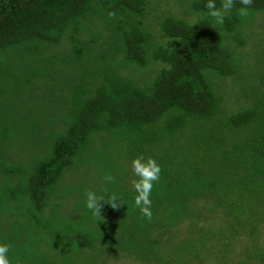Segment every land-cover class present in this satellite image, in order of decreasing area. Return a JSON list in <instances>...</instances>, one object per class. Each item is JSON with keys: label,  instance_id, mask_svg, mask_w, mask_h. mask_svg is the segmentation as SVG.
Segmentation results:
<instances>
[{"label": "trees", "instance_id": "trees-1", "mask_svg": "<svg viewBox=\"0 0 264 264\" xmlns=\"http://www.w3.org/2000/svg\"><path fill=\"white\" fill-rule=\"evenodd\" d=\"M175 1L196 18L151 30L149 0H0L10 264H264V0L247 17L234 0L222 25L208 0ZM138 156L161 167L151 221L133 207ZM86 189L124 204L97 221Z\"/></svg>", "mask_w": 264, "mask_h": 264}, {"label": "clouds", "instance_id": "clouds-1", "mask_svg": "<svg viewBox=\"0 0 264 264\" xmlns=\"http://www.w3.org/2000/svg\"><path fill=\"white\" fill-rule=\"evenodd\" d=\"M240 3L243 7L238 9V13L241 17H247L250 14L249 8L252 4V0H240ZM233 6L234 0H221L220 7H217L215 0H208L205 5L208 9V16L214 18L219 25L223 24L225 13L230 12ZM109 16L114 17L115 13L109 12ZM131 169L136 177V179L131 181L135 193L133 196V207L139 209L142 216L151 221L153 217L151 210V195L154 184L158 183L160 180L161 167L152 157L145 158L143 156H138L132 159ZM103 179L107 184L115 182V177L111 173H105ZM102 191L106 193L108 190L104 188ZM103 203L109 204L113 209H118L123 202L115 192L105 197V195H97L92 190H85V207L92 213L97 221L103 220V216L101 215ZM9 251L10 246L8 244L0 243V264H10L8 258Z\"/></svg>", "mask_w": 264, "mask_h": 264}, {"label": "rangeland", "instance_id": "rangeland-1", "mask_svg": "<svg viewBox=\"0 0 264 264\" xmlns=\"http://www.w3.org/2000/svg\"><path fill=\"white\" fill-rule=\"evenodd\" d=\"M173 1L174 0H168V1L167 0H149L148 12L146 14L145 21H146V24L147 23L151 24V25H148V27H150L151 30L156 29V27L154 26L156 19L165 13H171L176 16L182 17L186 20H190V21L196 18L198 12H194L193 9L191 7H188L186 3H183L180 1L179 2H176V1L173 2ZM146 71L148 70L146 69ZM224 86L226 89L229 87L226 81H225ZM228 97L229 98L226 99L225 103L232 107L238 106L239 104L241 105L242 103L245 102V99L242 96H239V94L237 97H230V96ZM209 218L210 220L212 219L211 217ZM260 241L264 243V233L262 237L260 238ZM230 256L231 258L233 257L235 261L238 259L234 254H231ZM120 259L121 258L117 260H120ZM117 260L115 264H131L132 263V261H129V259H123L121 261H117ZM206 264H211V263H206Z\"/></svg>", "mask_w": 264, "mask_h": 264}]
</instances>
